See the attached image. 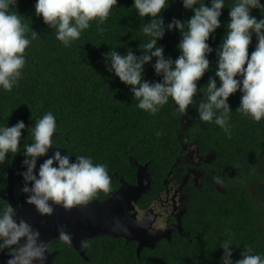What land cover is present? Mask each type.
<instances>
[{"label": "trees", "instance_id": "obj_1", "mask_svg": "<svg viewBox=\"0 0 264 264\" xmlns=\"http://www.w3.org/2000/svg\"><path fill=\"white\" fill-rule=\"evenodd\" d=\"M36 0H18L17 11L26 19L29 29L37 32L32 39L31 30L27 33L31 40L26 49V65L22 79L11 92L0 89V125L13 126L23 120L26 129L22 130L23 143H31V126L22 116L34 121L45 113L52 112L57 118V132L53 146L62 154L91 156L96 164H104L110 177L109 191H98L91 199H104L118 185L114 172L128 181L135 182L136 166L150 162L153 188L147 193V202L154 199L163 188V179L174 170L181 149L179 133L186 119L176 111L177 106L169 98L160 111L151 115L137 108L130 86L106 70L104 54L116 49L124 54L131 48L139 55V44L146 43L149 37L139 31L142 21L132 7L133 0H117L103 24L96 20L90 28L82 32L71 47H64L55 37V30L43 23L42 17L35 15ZM235 0H225V8L218 28L208 43L214 49L209 54L210 70L197 82L204 87L209 77H215V49L219 47L226 33L228 13ZM264 4V0H261ZM15 11V9H13ZM194 13L185 10L180 0H174L162 12L165 24L173 18L187 21ZM257 20L264 16V8L253 9ZM145 17L143 22H147ZM99 29H103L100 31ZM180 33L166 32L158 41L163 46L165 57L175 59L180 52L177 45ZM253 35L249 45V55L256 46ZM155 62L153 58L152 63ZM144 79L158 82L152 64L145 65ZM219 86V83H218ZM241 93L232 94L228 103L230 113L229 138L214 122H203L198 118L195 105L189 106L187 114H196L198 144L205 154L214 150L218 161L223 165L238 167L239 175L229 180L227 192L218 191L215 182L205 180L202 188L195 191L194 203L187 221L197 225L199 241L174 239L173 242L160 241L154 250L163 251H205V254L190 252L183 257L156 256V263L144 264H220L223 249L222 240L231 237L233 259L240 258L245 247L252 254L264 255V119L254 121L235 111L240 104ZM203 99L198 92L197 97ZM191 111V113H190ZM186 114V115H187ZM192 114L189 118H192ZM159 133V135H157ZM57 148V149H56ZM24 159L23 149L12 158L11 163L0 165V188L6 185L7 171L14 165V182L22 187L20 172ZM21 189L18 187V194ZM145 201V203H147ZM7 206L0 196V210ZM195 232L192 233L194 235ZM101 250H134L132 243L123 239L100 236L96 239ZM86 248H89L86 244ZM153 255H150L152 257Z\"/></svg>", "mask_w": 264, "mask_h": 264}, {"label": "clouds", "instance_id": "obj_2", "mask_svg": "<svg viewBox=\"0 0 264 264\" xmlns=\"http://www.w3.org/2000/svg\"><path fill=\"white\" fill-rule=\"evenodd\" d=\"M171 2L174 0H133L132 7L142 21L139 31L149 39L139 44V55L131 48L124 54L111 48L104 54L106 70L130 86L137 108L151 115L157 114L171 98L181 116L195 105L200 121L214 122L230 138L232 110L228 99L239 91L240 104L235 111L256 122L264 119V16L257 20L251 14L253 9L264 8L261 0H235L229 8L226 33L215 49L214 75L218 80L209 77L199 89L197 82L210 70L208 56L214 49L208 41L210 37L214 39L212 34L221 27L225 0H180L183 8L194 14L187 21L173 18L165 24L161 14ZM17 4L18 0H0V89L6 92H11L22 79L25 52L31 43L27 33L31 30L32 39L38 35L23 22L26 18L18 13ZM116 5L117 0H36L34 11L45 25L55 30V38L64 47H71L90 28L91 21L103 24ZM145 17H149L147 22H143ZM173 30L181 36L177 45L180 55L175 59L166 58L163 46L158 45L166 32ZM253 35L257 43L249 55ZM150 63L161 77L158 82L144 79L145 65ZM198 92L202 100L195 98ZM25 129L23 120L10 127L0 125V165L6 161L10 164L23 149L21 193L26 194L25 203L34 206L41 216L51 215L54 205L71 208L89 201L98 191H109L106 166L94 163L91 156L77 155L72 160L73 156L56 148L37 169L38 159L54 148L57 118L52 112L27 128L31 129L32 141L21 145ZM136 166L139 168L140 164ZM213 179L221 182L219 177ZM16 217L17 211L11 204L0 210V254L8 256L6 264H46L47 243L41 239L39 230ZM60 237L69 240L63 230ZM232 246L231 237L219 243L223 249L220 264H264V255L252 254L247 247L234 260Z\"/></svg>", "mask_w": 264, "mask_h": 264}, {"label": "flooded vegetation", "instance_id": "obj_3", "mask_svg": "<svg viewBox=\"0 0 264 264\" xmlns=\"http://www.w3.org/2000/svg\"><path fill=\"white\" fill-rule=\"evenodd\" d=\"M192 114L179 115L182 119H186L179 133L181 149L178 158H181L175 164L174 170L171 169L167 174L168 176L163 179V188L157 192L154 199L147 202L146 195L153 188L152 183L151 189L135 204L138 218L147 216L149 220L153 221L150 231L153 229L159 232L168 230L167 234L158 240L156 246L160 241L173 242L178 237L194 242L199 241V232L202 229L196 230L197 225H191L187 221L192 208L196 205L193 200L195 191L202 188L203 181L212 180L215 182L218 191L227 192L229 180L239 175L238 169L240 168L233 165L221 164L213 149L205 154L201 151L197 137L198 129L195 127L197 117L194 114L192 118H189ZM146 163L150 165V162ZM136 164L137 162H134L135 166ZM149 165L148 174L153 180ZM137 172L138 168L136 166L135 182H130L118 172H114V174H118V176L115 175L118 179V185L110 190V192L112 193L120 187V177L124 178L130 184H136ZM213 177H219L221 182L217 183ZM7 185L8 179L3 189L5 191H1L0 188V196L7 192ZM18 187L21 189V186L14 182V195L17 200L21 195V192L18 194ZM110 192L104 199L110 196ZM95 199L100 200L98 198ZM6 203L8 205L7 201ZM42 225L46 226V223H42ZM34 228L41 229L39 230L40 236L45 235V229L42 227ZM46 229L54 231L56 228L53 225H49ZM193 232H195L194 235H192ZM100 236L123 239L126 243H132L134 250H101L96 242L97 237ZM46 243V262L49 264H144L145 262L156 263L157 259L155 255L183 257L193 252L183 250H154L156 248L155 246L154 248L144 247L138 253L137 247L139 242L137 240H127L124 237H115L111 234H98L84 239L82 241V250L71 246L68 240H62L60 232L54 234ZM86 244L89 248H86ZM205 253V251L193 252V254ZM150 255L153 256L150 257ZM0 263L6 264V261L0 257ZM174 264H177V262H174Z\"/></svg>", "mask_w": 264, "mask_h": 264}, {"label": "water", "instance_id": "obj_4", "mask_svg": "<svg viewBox=\"0 0 264 264\" xmlns=\"http://www.w3.org/2000/svg\"><path fill=\"white\" fill-rule=\"evenodd\" d=\"M22 118L31 127L34 126V123L26 116H22ZM56 134L58 133H54V137ZM54 151V148H50L45 156L38 159L37 169ZM148 165L149 163L140 164L136 184H130L120 177V187L114 192H110V196L106 199H91L67 209L61 205H54L51 215L41 216L34 206L25 203L26 194L24 193H21L18 200L15 199L13 166L8 169L7 192L1 197L16 209L17 220L23 218L33 227L45 229V235H41L45 242L63 230L69 235V244L82 250L84 239L98 234H111L115 237H124L127 240H137L139 242L137 251L140 253L144 247L154 248L158 240L168 232V230L159 232L154 229L150 231L153 221L149 220L147 216L137 217L135 204L151 189L153 183L148 174ZM115 175L118 176L117 173ZM42 223H46V226ZM49 225H53L56 229L54 231L47 230ZM0 257L7 262V255L0 254ZM46 264L49 263L46 262Z\"/></svg>", "mask_w": 264, "mask_h": 264}]
</instances>
